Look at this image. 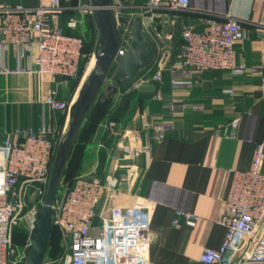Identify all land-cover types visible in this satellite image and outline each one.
Masks as SVG:
<instances>
[{
	"label": "built area",
	"instance_id": "2783aa9c",
	"mask_svg": "<svg viewBox=\"0 0 264 264\" xmlns=\"http://www.w3.org/2000/svg\"><path fill=\"white\" fill-rule=\"evenodd\" d=\"M261 1L264 9V0ZM130 4L115 0L116 16L134 21L141 18L144 30L158 46L152 67L140 73L131 88L156 85L164 81L165 74L170 76L172 87L188 85L196 75L215 70H229L237 75L257 73L264 80V59L257 66L236 61L237 44L248 38L240 18L227 16L219 21L213 14L199 11L204 26L198 28L182 16L193 12L191 0H146L141 6ZM70 8L78 10L80 16L68 20L69 28L76 29L86 17L92 16L90 0H78L74 6L64 5L62 0H37L33 6L19 3L0 7V74L35 76L41 88L45 78H49L55 87L48 94L42 92L38 101L52 112H64L67 118L75 95L71 100H62L58 94L60 88L68 85V78L77 77L84 45L83 35L68 33L63 26L62 12ZM164 15L178 23L182 45L176 52L166 38L168 24L161 19ZM260 27L264 32V19ZM119 29L122 37L119 54L123 55L131 45L133 32L129 24L120 21ZM7 48L16 51L15 67L4 59ZM236 125L237 120L233 127ZM101 127L114 138L107 153L108 165L101 176L96 169L93 174L77 176L72 185L62 181L54 206V225L61 232L63 255L57 260L47 256L44 264H153L149 248L153 240L154 205L143 197H138L129 208L116 205L122 192L113 167L117 151L129 159L142 151L150 156L152 143H140L141 131L127 129L122 121L106 120ZM153 128L152 142L159 143L165 138L168 125L162 123ZM65 131V127L60 130L44 119L39 126L9 128L0 124L3 138L0 140V264H28L31 235L37 231L53 157ZM123 137H128L130 143H122ZM105 145L99 144L101 148ZM263 162L264 142H261L251 168L233 171L221 218L226 227L225 240L218 249L205 248L198 264H264ZM198 220V215L177 209L173 225L194 226ZM17 227L28 232L23 245L14 242Z\"/></svg>",
	"mask_w": 264,
	"mask_h": 264
},
{
	"label": "crops",
	"instance_id": "0c3cea01",
	"mask_svg": "<svg viewBox=\"0 0 264 264\" xmlns=\"http://www.w3.org/2000/svg\"><path fill=\"white\" fill-rule=\"evenodd\" d=\"M145 1L127 0L125 3L141 6ZM19 3L33 6L37 0H0V7ZM77 4L78 0L73 6ZM191 7L193 12H185L182 16L184 21L198 28L204 26L199 19L203 14L199 11L213 14L219 21L227 16L240 18L248 38L237 44L236 61L247 66L262 62L264 32L260 24L264 9L261 0H191ZM76 11L79 17V11ZM86 19L77 28H82ZM161 19L168 24L166 38L172 51L176 52L182 45L178 23L168 15ZM15 54L13 48L4 50L3 56L9 66H16ZM53 87L49 78H45L41 88L40 80L35 76L0 74V96L3 98L0 124L9 128L39 126L44 119L60 130L66 128L69 118H63V112H52L37 101L42 92L48 94ZM163 87L165 89L156 88V95L146 101L143 109L137 108L138 102H133L121 120L127 129L140 130V143H152V151L150 156L142 151L134 159L126 158L118 164L117 159L114 166L111 163L116 168L122 192L116 205L132 207L138 197L153 203V240L149 248L153 264H198L205 248L218 249L225 240L226 227L221 218L233 171L250 169L257 145L264 142V80L257 73L237 75L229 70H215L205 72L197 82L194 77L192 84L177 87L171 86L168 76ZM114 100L115 106L120 103V91ZM152 100L156 105L149 109ZM235 120L237 125L233 127ZM104 122L98 128L91 149L105 144L103 137L106 135L101 127ZM162 123L168 125L165 138L159 143L152 142L153 125ZM228 127L230 130L226 131ZM108 138L114 143L113 137L108 135ZM108 138L106 136L105 140ZM122 143L127 145L130 139L123 137ZM94 160L95 166H87L85 162L83 168L87 170L94 166V171L97 168L99 172L100 158ZM121 171H129L131 177L127 176L123 181ZM177 209L198 215L197 224L174 226Z\"/></svg>",
	"mask_w": 264,
	"mask_h": 264
},
{
	"label": "water",
	"instance_id": "95a60500",
	"mask_svg": "<svg viewBox=\"0 0 264 264\" xmlns=\"http://www.w3.org/2000/svg\"><path fill=\"white\" fill-rule=\"evenodd\" d=\"M123 3L127 0H119ZM92 17L98 30V38L93 54L94 64L86 72L73 98L65 137L56 148L50 179L42 207L37 220V231L31 235V250L28 264H44L50 248L54 227V206L62 186V178L71 151L78 134L84 125L100 90L116 66L115 77H124L128 87H134L138 75L150 67L156 58L158 46L144 30L141 18L137 21L129 17L118 18L114 10L115 0H90ZM119 21L129 24L133 32L131 45L125 54L120 55L122 44ZM138 90L144 93L155 92L156 85H140Z\"/></svg>",
	"mask_w": 264,
	"mask_h": 264
},
{
	"label": "trees",
	"instance_id": "16d2710c",
	"mask_svg": "<svg viewBox=\"0 0 264 264\" xmlns=\"http://www.w3.org/2000/svg\"><path fill=\"white\" fill-rule=\"evenodd\" d=\"M63 3L64 5L71 6L76 3V0H64ZM77 13L78 12L75 9L71 8L66 9L62 12V23L66 31L75 35H83L84 37L83 57L80 61L78 75L76 78H68V85L60 89L58 98L62 100H71L73 95H75L80 85L81 79L85 73V70L87 69L90 58L95 51L98 38V30L92 16L87 17L85 25H83L82 28L72 29L67 26L68 20L72 17H77ZM150 67H152V65ZM150 67L145 68L140 73L149 70ZM115 74L116 66L112 69L110 75L107 77L105 84L100 90L97 101L92 107L84 125L82 126L78 134L76 143L71 151L70 157L63 173L62 181L64 184L72 185L76 177L79 175V172L82 171L85 164V158L88 154V149L90 148V145L92 144L95 135L98 132V128L102 122L111 119L121 121L126 116L127 111L129 110L133 102H138L137 108L143 109L146 101L156 95V93L154 92L144 93L137 89L126 86L125 78L122 76L116 78ZM168 76V74H165L164 81L156 83V88L158 90L165 89L163 85L168 82ZM199 78L200 75H196L195 82H197ZM119 91L121 92V101L118 105L115 106V94H117ZM62 115L63 118L66 116L64 112ZM105 135L108 138V134L105 133ZM106 136L103 137L106 146L100 151V170L98 173L100 176L102 175L104 167L106 166V164H108V150L111 146H113L112 138H108V141H106ZM27 236L28 232L24 228L17 227L14 229L13 238L14 242L17 245H23L27 240ZM62 255L63 245L61 232L59 228L54 225L50 248L47 256L49 258L57 260L60 259Z\"/></svg>",
	"mask_w": 264,
	"mask_h": 264
},
{
	"label": "rangeland",
	"instance_id": "374dc122",
	"mask_svg": "<svg viewBox=\"0 0 264 264\" xmlns=\"http://www.w3.org/2000/svg\"><path fill=\"white\" fill-rule=\"evenodd\" d=\"M98 35V34H97ZM92 58H93V55L91 56ZM90 61H91V58H90ZM90 61H89V63L88 64H90ZM64 90V89H63ZM38 96H39V93H38ZM2 97L0 96V101H2ZM39 99H37V101H38ZM153 101V100H152ZM151 101V102H152ZM156 105V102L155 101H153L152 102V104L149 106V109H154V106ZM101 147L100 146H94L92 149L91 148H89L88 149V154H87V156H86V158H85V162L87 163V166H89V164H91V165H94L95 166V158L96 157H98V158H100V151H101V149H100ZM117 155V159H118V161H117V164L119 163V161L120 162H122V160H125L126 159V157H125V154L123 153H118V154H116ZM120 156H122V157H120ZM129 162V161H128ZM94 166H92L90 169H82V171H80L79 172V175H82V174H86V173H88V174H93L94 173ZM123 168V167H122ZM97 169V168H96ZM124 169V168H123ZM98 170V169H97ZM115 170H116V168H115ZM86 172V173H85ZM127 173V172H126ZM126 173H123L122 171H121V179L124 181V180H126V177L127 176H129V177H131V174L129 173V171H128V173L126 174ZM78 175V176H79ZM124 175V176H123ZM123 177V178H122ZM21 229V228H20Z\"/></svg>",
	"mask_w": 264,
	"mask_h": 264
},
{
	"label": "bare ground",
	"instance_id": "6f19581e",
	"mask_svg": "<svg viewBox=\"0 0 264 264\" xmlns=\"http://www.w3.org/2000/svg\"><path fill=\"white\" fill-rule=\"evenodd\" d=\"M94 64V58H92L91 59V61H90V64H89V66H88V69H87V71L89 70V68L92 66Z\"/></svg>",
	"mask_w": 264,
	"mask_h": 264
}]
</instances>
